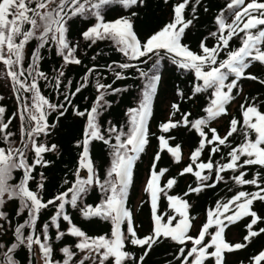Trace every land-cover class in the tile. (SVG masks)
Here are the masks:
<instances>
[{
  "label": "snow or ice",
  "instance_id": "6c2138e0",
  "mask_svg": "<svg viewBox=\"0 0 264 264\" xmlns=\"http://www.w3.org/2000/svg\"><path fill=\"white\" fill-rule=\"evenodd\" d=\"M117 3L125 9L146 6V0H0L2 78L11 83L20 120L17 140L10 130L12 118L17 114L6 119V108L0 105V144L3 145L0 146V229H3L0 236L6 235L12 225L9 213L4 210L8 202L18 201L17 218L27 212V219L17 222L12 229L13 240L0 243V264H18L15 254L21 247L30 254L29 264H32L34 247L41 254L43 264H145L154 246L164 241L176 247L174 258L178 264H226V253L245 249L253 238L264 234V227L259 226L264 223V217L253 210L254 202H264V100L245 97L239 105L242 120L232 117L223 136L210 126L217 118L227 116V106L243 94L241 80L264 85V78L247 72L254 63L264 65V0H229L226 8L214 18L215 30L201 39L195 50L184 42L186 30H190L197 19L195 6L191 8V18L186 17L190 0H176L171 6L170 21L143 39L134 27L136 11L105 21L103 10ZM164 3L167 5L169 0ZM200 3L201 0H195L196 5ZM76 18L95 20L80 34L89 42V47L98 41H110L126 58L124 62L107 65L115 80L127 79V70H134L135 79L140 81L138 103L126 109L124 124L118 126L108 121L105 128L100 123L103 112L111 107L106 97L128 89L102 83L99 76L94 85L97 95L91 107L81 110L73 105V97L88 86L91 75L97 72L95 66L89 68L74 92L70 79L64 83L65 68L82 63L76 55L79 41L69 39L71 24ZM209 38L214 40L211 45L207 43ZM32 41L36 44L29 53ZM234 41H238L239 46L233 47L230 42ZM52 47L62 63L59 69H53L50 78L40 65L44 59L42 50L51 51ZM164 62L194 78L190 95L177 86L176 95L180 101H193L198 94H207L208 100L202 109L205 115L199 118H193L190 111L182 112L180 103H171L168 120L159 125L160 134L156 137L159 148L144 189L150 197L151 227L141 236L128 199L135 166L150 143L149 121L162 82ZM41 81L43 87L51 86L58 97L63 87L64 102L58 99L53 103L43 93ZM3 99L0 95V101ZM69 107L73 108L74 116L85 120L82 137L74 145L79 150L72 173L74 179H64L66 187L45 199L48 178L43 171L37 178L35 170L37 166L44 169L54 165L45 154L58 153V145L49 143L48 138ZM53 112L57 113L56 122L50 123L49 116ZM177 114L180 119H174ZM178 128L194 131L198 137L190 163L179 173L180 176L192 174L196 185H189L183 196L169 194L177 184L175 177L168 178L161 186L168 169L158 167L161 153L165 151L174 161L181 160V145L170 143L175 140L171 132ZM97 141L109 150L110 163L103 175L91 154V145ZM206 148L210 150L205 162L201 157ZM217 154L220 160L213 159ZM252 168L258 170L247 178L245 169ZM18 171L22 175L14 183V174ZM226 173H231L235 185L254 186L256 191L237 190L230 198L216 201L215 207L207 211L206 222L198 228L197 234H192L197 218L190 215L192 205L184 197L199 194L204 188H215L224 181L222 174ZM96 189L99 201L94 205L86 203L87 196ZM162 197L166 198L169 211H160ZM68 205L79 209L85 219L99 218L108 222L110 232L89 235L73 222L66 210ZM50 206L55 210L50 223H44L37 232L40 213ZM244 217L251 218L246 225L244 242L226 241V228ZM61 220L66 222L65 230H61ZM253 226H257L256 230ZM51 227L56 229V241L66 236L74 238L72 245L60 249L62 261L54 259ZM26 229L30 230L27 234ZM128 244L142 249L138 260L135 253L126 250ZM249 264H264V250L253 254Z\"/></svg>",
  "mask_w": 264,
  "mask_h": 264
},
{
  "label": "trees",
  "instance_id": "16d2710c",
  "mask_svg": "<svg viewBox=\"0 0 264 264\" xmlns=\"http://www.w3.org/2000/svg\"><path fill=\"white\" fill-rule=\"evenodd\" d=\"M176 0H169L166 5L164 0H146V6L135 7L131 9H125L121 4L109 6L107 10H103L105 21H113L114 19L122 16H129L131 11L138 12V16L134 19V27L138 36L143 39L144 37L152 34L154 30H159L161 26L168 23L172 17L171 6ZM229 0H201L199 5L195 4V0H190V6L186 10V17L191 18L192 6L196 7V17L194 26L190 30H186V36L184 42L189 44L192 49H197V45L201 39L208 35L210 31H214V18L224 8H226ZM207 8L208 11L204 9ZM95 23L94 18L83 19L76 18L72 21L71 30L69 33V39L72 41H79V48L77 50V57L81 59L80 65L71 64L65 68L64 83L67 80L72 81L71 91L74 92L78 84L82 82V78L87 73V70L93 66L96 67L97 72L93 73L90 77V82L86 88L76 94L73 97V105L78 106L81 110L90 108L95 100L97 92L95 90V82L97 76L101 79L102 83L112 84L114 88H127L128 91L121 92L115 95H108L106 99L111 103V107L107 108L103 115L100 117V123L106 128L107 122L112 121L118 126L124 124L126 121L125 112L130 106H136L138 103L139 90L141 87L140 81L135 79L134 70H127V79L115 80V77L111 71L107 69V65L124 62L125 57L118 52L115 46L110 41H98L96 44L88 46L89 42H86L81 37V32L88 26ZM209 45L214 43V40L209 38L207 41ZM233 47L239 46L238 41L230 42ZM35 41H32L28 47L29 53L35 48ZM44 59L41 61V69L49 74L50 78L53 75V69H59L62 63V59L55 54V48L52 47L51 51L47 49L42 50ZM223 55V54H222ZM95 57V59H93ZM145 67L144 65H140ZM150 66V65H149ZM118 70V69H117ZM162 82L159 86L158 95L154 99L153 115L149 121L150 127V143L146 147V151L141 155L140 160L134 169L133 184L130 189L128 206L131 208L134 214V221L138 227L139 235L143 236L150 231L151 227V203L150 197L144 191L146 186V180L149 177L150 166L154 159V154L158 150V140L156 137L160 134L159 125L161 122H166L170 114V104L180 103L181 111H190L193 118H199L205 115L202 109L207 105V94H198L193 101H180L176 95V88L179 86L186 95H190V89L193 82L191 74H181L176 70L174 66L164 62L162 65ZM247 72L264 78V65L254 63ZM3 65L0 63V95L4 96V99L0 101V105L6 108L5 118H12L13 114L17 116L12 118L10 130L16 134V139H19V126L20 120L18 118L19 105L15 100V94L11 91L10 81L6 82L2 78ZM115 80V83L113 81ZM43 93L53 102L56 103L59 99L63 101L64 88H61V94L57 95V92L52 89L51 86L43 87L44 82L41 81ZM240 87L243 89V94L238 96L235 101L227 106L228 115L217 118L211 122V127H215L221 136L226 134V131L230 124V119L236 117L242 120L239 105L244 102L245 97H258L260 100H264V85H261L257 81L249 79H243L240 81ZM57 113L53 112L49 116L50 123L56 122ZM174 119H180V115ZM85 124L84 118L76 117L73 115V108L69 107L68 112L64 117H61L57 128L53 131L52 135L48 138L49 143H55L58 145V153H46L45 158L54 161V165L48 168L41 169L37 166L35 174L38 175L41 171L44 172L48 178L46 182L45 199L51 198L63 187L64 179L72 181L74 179L72 173L77 163L79 150L75 148V142L82 137V130ZM171 135L175 137L174 141H171L173 145L180 144L182 149V158L179 162L173 160V158L166 151L161 153V159L158 162L159 168H166L168 171L162 178V185L166 183L168 178L175 177L177 184L170 191L169 194L180 195L188 190L189 185L195 187L196 181L192 174H185L180 176L181 170L190 163V154L198 144V137L193 132H188L185 128L174 129ZM231 139V138H230ZM237 142H239L237 140ZM0 146H3L0 144ZM209 148H206L201 159L205 162L208 159ZM225 153L227 149L223 150ZM108 148L102 142H93L91 145V154L94 161L100 166L99 171L103 175L110 163V156L108 155ZM31 159V155H30ZM214 160H220V154L213 157ZM248 173L247 178H251L255 171L258 169H245ZM204 174H207L205 171ZM16 180L18 182L21 172H16ZM224 175V181H221L215 188H204L199 194H190L184 197L192 205L190 209V215L195 216V226L192 229V234H197V230L206 222V214L210 208L215 207V202L218 200H226L230 198L237 190L256 191L254 186H237L231 180V173ZM33 188L35 185L33 184ZM229 188L232 191H229ZM99 201V190L92 191L86 198V203L95 204ZM19 206L18 201L13 200L5 205V211L9 213L12 225L6 235L0 236V243H9L13 240V231L17 222L22 223L27 219V212L25 211L20 217L15 216V211ZM159 208L161 212L169 211L167 208V200L162 197L159 202ZM66 210L73 219V222L80 226L89 235H98L110 232V224L102 221L99 218L85 219L82 217L79 209H72L70 205L66 206ZM253 210L257 211L258 215L264 217V202L256 201L253 205ZM54 209L50 206L48 209L42 210L37 222V232L40 231L41 226L44 223H50L51 215L54 214ZM250 217H244L241 221H238L234 225H229L225 230V239L230 243L244 242L243 236L247 234L246 225L250 223ZM61 230L66 229V222L60 221ZM260 227H264V223L259 224ZM256 230L257 226H253ZM30 231L25 230L26 234ZM3 232V229H0ZM50 236L53 238V246L55 249L54 259L63 260V255L60 249L65 245H72L74 238L66 236L60 241L55 240L56 229L50 228ZM126 250L136 254L137 260L142 254V249L130 244L126 245ZM259 250H264V234L259 237L253 238L252 242L245 249L235 251L233 253H226V264H249L250 257L257 253ZM176 247L164 241L163 243L154 246V250L150 252L146 258L145 264H178L174 255L176 254ZM29 253L26 248L21 247L17 250L15 258L18 264H29ZM32 264H43V259L36 247L33 249Z\"/></svg>",
  "mask_w": 264,
  "mask_h": 264
}]
</instances>
